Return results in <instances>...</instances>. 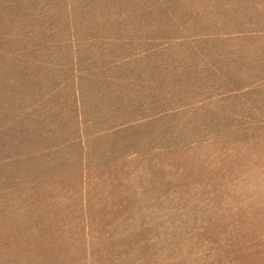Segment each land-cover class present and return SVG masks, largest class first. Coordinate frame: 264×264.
<instances>
[{
  "label": "rangeland",
  "instance_id": "374dc122",
  "mask_svg": "<svg viewBox=\"0 0 264 264\" xmlns=\"http://www.w3.org/2000/svg\"><path fill=\"white\" fill-rule=\"evenodd\" d=\"M0 264H264V0H0Z\"/></svg>",
  "mask_w": 264,
  "mask_h": 264
}]
</instances>
